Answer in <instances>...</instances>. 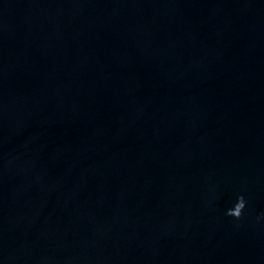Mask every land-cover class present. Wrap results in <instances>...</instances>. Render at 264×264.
Instances as JSON below:
<instances>
[{"label":"water","instance_id":"water-1","mask_svg":"<svg viewBox=\"0 0 264 264\" xmlns=\"http://www.w3.org/2000/svg\"><path fill=\"white\" fill-rule=\"evenodd\" d=\"M0 264H264V0H0Z\"/></svg>","mask_w":264,"mask_h":264},{"label":"clouds","instance_id":"clouds-1","mask_svg":"<svg viewBox=\"0 0 264 264\" xmlns=\"http://www.w3.org/2000/svg\"><path fill=\"white\" fill-rule=\"evenodd\" d=\"M245 207V202L243 197H238L237 202L235 203L234 207L227 210L226 215L231 216L233 218H239L241 216L242 210Z\"/></svg>","mask_w":264,"mask_h":264}]
</instances>
